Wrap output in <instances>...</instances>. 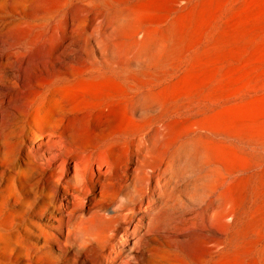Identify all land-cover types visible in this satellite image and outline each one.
Here are the masks:
<instances>
[{"label":"bare ground","instance_id":"obj_1","mask_svg":"<svg viewBox=\"0 0 264 264\" xmlns=\"http://www.w3.org/2000/svg\"><path fill=\"white\" fill-rule=\"evenodd\" d=\"M0 4L8 20L0 23L1 39L8 26L25 28L15 37L21 52L11 58L0 51V205L13 217L11 227L46 235L26 215L42 219L55 210L63 229L75 207L82 211L79 226L105 227L109 213L88 217L96 192L122 185L133 164L145 175L148 199L163 191L162 207L170 200L166 175L204 165L202 184L216 193L223 188L212 217L229 219L235 198L227 180L232 167L246 162L239 152L264 148V96L256 100L252 78L237 77L232 40L222 37L216 8L208 20L200 0ZM104 79L116 82L113 92L83 109L65 108L62 91ZM110 135L132 140L105 146ZM122 147L131 150L129 164ZM166 217L159 213V226L169 224ZM122 256L112 262L104 256L102 264H124Z\"/></svg>","mask_w":264,"mask_h":264},{"label":"rangeland","instance_id":"obj_2","mask_svg":"<svg viewBox=\"0 0 264 264\" xmlns=\"http://www.w3.org/2000/svg\"><path fill=\"white\" fill-rule=\"evenodd\" d=\"M200 4L208 20L216 8L221 35L232 40L237 77L252 78V95L261 100L264 96V0H200ZM3 10L0 4V23L8 21L1 17L5 14ZM24 29L17 25L8 26V38L0 37L3 57L13 58L21 52L16 38ZM6 75L12 78V69H7ZM115 83L110 79L91 80L77 88H67L61 93L63 105L83 109L113 92ZM104 138L105 146L118 142L123 146L132 140V137L118 135ZM130 151L122 147L125 164L131 163ZM243 151L239 154L246 162L232 167L227 180V185L233 183L235 206L229 219L227 217L222 223L213 219L212 211L213 206L218 205L215 199L223 188L216 193L202 184L208 170L204 165L181 166L179 171L167 174L170 200L162 207L163 191L156 190L148 199L143 193L147 185L145 175L131 164L133 169L122 179V185H110L96 192V207L88 217H97L95 212L100 209L109 213L104 220L105 227H91L88 221L79 226L82 211L75 207V215L63 230L58 227L54 219L58 213L53 210L42 219L26 215L43 225L46 235L35 237L38 235L32 236L11 227L9 221L13 217L0 205V264H102L104 256L112 262L113 255L120 252L124 264H264V205L263 208L258 205L264 204V148L252 146ZM89 204L93 205V202ZM160 212L168 216V225L159 226L156 217Z\"/></svg>","mask_w":264,"mask_h":264}]
</instances>
